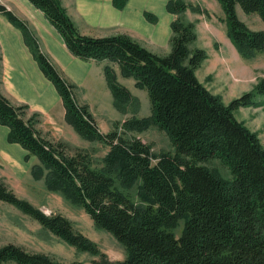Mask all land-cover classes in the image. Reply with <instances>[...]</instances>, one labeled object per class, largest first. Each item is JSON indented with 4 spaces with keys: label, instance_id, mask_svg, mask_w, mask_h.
I'll return each instance as SVG.
<instances>
[{
    "label": "trees",
    "instance_id": "1",
    "mask_svg": "<svg viewBox=\"0 0 264 264\" xmlns=\"http://www.w3.org/2000/svg\"><path fill=\"white\" fill-rule=\"evenodd\" d=\"M42 10L61 34L68 50L84 61L109 60L125 77L146 90L151 114L116 122L103 133L88 104L76 97L78 85L43 51L28 21L0 2V13L22 32L26 45L44 75L56 86L65 119L84 138L109 146L101 164L83 148L44 133L40 112L28 103L14 102L0 90V123L9 128L8 141L20 144L26 160L36 157L31 174L47 187L81 206L95 225L110 232L126 249L122 260H111L96 242L77 230L60 212L47 214L19 197L0 177V201L14 205L76 249L99 256L93 264H264V144L257 132L238 120L235 110L255 106L264 95V77L253 90L226 104L198 78L196 70L207 58L197 39L195 23L183 17L191 4L169 0L171 50L160 55L126 33L95 37L80 32L62 0H29ZM127 0H114L123 7ZM225 12L227 33L244 58L264 52V29L250 28L238 15L256 12L264 21V0H218ZM148 20L157 17L145 13ZM0 55V83L2 80ZM105 74L118 103L133 98L111 65ZM152 125L165 131L175 153L156 156L151 146L128 132ZM121 129V131H120ZM154 158L158 161L154 163ZM218 159L231 173L221 176L205 163ZM138 181L141 201L126 189ZM180 220V236L174 232ZM62 264L49 254L27 250L16 243L0 247V264ZM70 264H83L74 261Z\"/></svg>",
    "mask_w": 264,
    "mask_h": 264
},
{
    "label": "rangeland",
    "instance_id": "2",
    "mask_svg": "<svg viewBox=\"0 0 264 264\" xmlns=\"http://www.w3.org/2000/svg\"><path fill=\"white\" fill-rule=\"evenodd\" d=\"M184 1L191 4V7L185 11L183 17L188 21L194 22L196 26L197 39L192 47L203 48L207 51L208 58L201 64V71L199 72L201 78H204L203 69H209L211 66L210 62L216 61V59H214V50H211V47L219 44L218 40L222 39V35H224V38L228 36L225 21L226 15L218 0ZM0 2L5 4L4 1ZM238 15L250 28L264 29V21L258 13H246L238 7ZM225 46L226 45H223L222 49L224 48V52L226 53ZM169 48L171 50L170 43ZM222 49H220V51H222ZM231 58L233 62V65L231 66L237 67L239 64L238 62L241 59L239 58L238 60L234 57ZM247 59H250V63L252 64L251 70H253V74H251L248 79H253V81L250 82L246 91L242 92L241 95L253 90L258 80L261 77H264V52H259L253 58ZM101 62L105 64L110 61L103 60ZM111 63L112 62H110L109 65L114 68L117 81L125 85L131 91L133 98L126 103H118L108 84L105 68L103 71V66L95 64V68L90 76V81L87 84L85 99L90 104V106L88 105L90 111L93 113L94 118L103 133H108L114 130L116 122L122 123L133 116L146 117L151 114V101L148 92L137 87L136 80L133 77L123 76L120 68H118V64L115 66L116 63ZM219 64H221V62L216 64V71L223 68V65L217 67ZM215 70L213 72H215ZM212 78L213 75L208 76V83L210 82L209 79ZM78 91L80 92L81 89L77 88L76 90V97L79 100L81 96L78 98ZM239 96L237 95L235 98ZM259 97L262 98L261 106H263V108L256 110V108L250 107L237 113L235 110V115L238 120L243 122L248 128L257 132L262 144H264V96L259 95L256 99ZM81 99L79 102L86 104L83 103ZM232 100L233 98L230 99V102ZM257 105L258 102L255 106ZM68 126L72 130L67 129L64 141L69 144V151L74 152L77 148L88 150L92 154L96 165L101 164L103 157L109 150V146L97 140L86 139L69 123ZM134 135L140 137L143 142L150 145L152 152L156 156H160L163 152L175 153V148L170 137L165 131L159 129L157 126L152 125L150 128L141 132H128L125 136L131 137ZM153 161L156 163L158 158H154ZM36 162L37 161L34 160L33 164ZM205 164L217 171L224 178H231L230 170L218 159L207 161ZM0 177L19 197L29 200L35 206L44 210L47 214L60 212L70 218L75 228L96 242L101 251L108 255L109 259L122 260L125 258V246L119 242L114 235L97 227L81 206L66 198L61 192L49 189L44 178H34L31 174V168L20 173L17 170V164L8 162L0 155ZM140 185L141 182L138 181L133 187L125 190V192L136 202L141 201ZM183 228L184 220H180L174 229L175 234L180 236ZM11 242L22 245L29 251L49 254L62 264H70L74 261H80L83 264H93V261L99 258V256L80 251L74 246L69 245L48 229L44 228L37 220L33 219L14 205L0 201V247ZM5 264L16 263L8 262Z\"/></svg>",
    "mask_w": 264,
    "mask_h": 264
},
{
    "label": "crops",
    "instance_id": "3",
    "mask_svg": "<svg viewBox=\"0 0 264 264\" xmlns=\"http://www.w3.org/2000/svg\"><path fill=\"white\" fill-rule=\"evenodd\" d=\"M0 1H4L16 15L28 21L39 38L43 51L78 85L81 91H78L77 96L82 98L79 100L81 99L83 103L90 106L85 95L95 64L103 66L104 71L110 62L103 64L101 61H84L75 57L68 50L61 34L46 18L44 12L29 0ZM168 1L127 0L123 7L114 4V0H62V4L84 34L104 37L127 33L153 52L166 54L170 51L171 24L176 18V14L171 13L167 8ZM146 12L155 15L157 22L148 20ZM228 37L224 38L222 35V39L218 40L219 44L211 47V50H214L216 61L210 62L209 69H203L204 78L199 75L201 66L197 69L199 79L214 94L220 95L225 103H229L230 99L241 95L253 81V79H248L253 74L250 59L242 57ZM223 45H226L227 54L224 52V48L222 49ZM0 55L3 65L0 90L14 102L28 103L31 111L40 112L42 121L40 126L38 125L39 128L54 138L64 140L67 129H72L65 119L66 108L63 99L56 86L40 69L38 62L26 45L20 29L1 13ZM231 57L238 60L240 58L242 61L239 60L237 67H232ZM219 62L221 64L217 67L223 65V68L216 71V64ZM214 70L215 72H213ZM210 75H213V78L209 79L208 83ZM256 100L257 106L241 107L237 109L238 111L236 110V113L250 107H254L256 110L263 108L261 106L262 98L259 97ZM8 133L9 128L0 123V155L8 162L17 164V170L23 173L31 168L37 158L31 157L26 160L27 151L20 144L9 142Z\"/></svg>",
    "mask_w": 264,
    "mask_h": 264
}]
</instances>
